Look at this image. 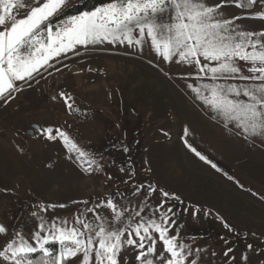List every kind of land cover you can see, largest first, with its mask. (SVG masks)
Wrapping results in <instances>:
<instances>
[{"label":"rangeland","instance_id":"374dc122","mask_svg":"<svg viewBox=\"0 0 264 264\" xmlns=\"http://www.w3.org/2000/svg\"><path fill=\"white\" fill-rule=\"evenodd\" d=\"M223 11L229 16L242 13L234 6ZM238 23L246 30L264 29L261 19ZM81 53L57 65L59 72L53 67L43 78L37 76L38 83L14 94L8 105L0 104V224L8 228L7 235L0 234V248L13 232L27 236L35 230L33 212L48 220L71 221L84 208L82 201L91 207L117 190L131 197L132 183H125L131 176L136 184H152L180 196L183 203L171 201L180 233L185 242L205 250L201 264H264V141L226 131L179 78L192 69L165 63L148 45L142 52L104 44L82 48ZM59 92L70 95L71 109L64 98L52 99ZM32 123L64 128L103 170L85 172L69 159L74 154L61 140L46 139ZM185 126L189 142L219 171L186 147ZM27 129L33 134H25ZM133 199L139 202L143 196ZM160 199L157 192L149 203ZM41 203L66 207L41 212ZM196 208L199 212L193 215ZM227 247L233 248L229 257L224 256ZM245 254L247 261L242 259ZM125 256L131 259V251Z\"/></svg>","mask_w":264,"mask_h":264},{"label":"snow or ice","instance_id":"6c2138e0","mask_svg":"<svg viewBox=\"0 0 264 264\" xmlns=\"http://www.w3.org/2000/svg\"><path fill=\"white\" fill-rule=\"evenodd\" d=\"M232 6L241 9V15H226L223 9ZM68 8V0H0V104L8 105L14 94L31 88L33 81L38 83L36 77L43 78L48 69L55 67L59 72L56 66L69 56H80L82 48L119 44L142 52L148 45L165 63L192 69L179 78L226 131L264 141V29L246 30L238 23L264 20V0H107L65 16ZM58 96L72 108L68 93L59 92L52 99ZM36 131L48 140H61L67 152L74 154L69 159L74 158L85 172L103 170L64 128ZM189 133L185 126L186 147L219 171L189 142ZM125 183H132L131 197L117 190L115 195L104 194L91 207L88 200L82 201L84 208L71 221L48 220L33 212L38 221L35 230L27 236L13 232L0 248V264H201L205 250L185 242L180 233L176 205L171 203H183L180 196L152 184H136L131 176ZM157 192L161 199L153 205L149 201ZM140 196L143 200L134 201ZM37 207L47 212L66 205ZM198 212L199 208L194 209L193 215ZM218 218L232 231L223 217ZM0 234H8L3 224ZM129 251L131 259L125 256ZM232 252L227 247L224 256ZM242 259L247 261V255Z\"/></svg>","mask_w":264,"mask_h":264},{"label":"trees","instance_id":"16d2710c","mask_svg":"<svg viewBox=\"0 0 264 264\" xmlns=\"http://www.w3.org/2000/svg\"><path fill=\"white\" fill-rule=\"evenodd\" d=\"M105 2H107V0H81L69 6V8L65 12V16L77 14L78 12L84 11V10H91L94 7H97ZM54 247H58V245H54ZM36 255H39V253H37Z\"/></svg>","mask_w":264,"mask_h":264},{"label":"water","instance_id":"95a60500","mask_svg":"<svg viewBox=\"0 0 264 264\" xmlns=\"http://www.w3.org/2000/svg\"><path fill=\"white\" fill-rule=\"evenodd\" d=\"M30 126L33 129H36V130L39 128V126L37 124H34V123L30 124ZM24 133L27 134V135H32L33 134V130L32 129H27Z\"/></svg>","mask_w":264,"mask_h":264}]
</instances>
